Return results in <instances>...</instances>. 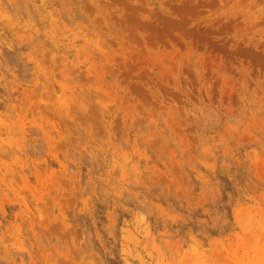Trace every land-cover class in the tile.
Listing matches in <instances>:
<instances>
[{"label":"rangeland","instance_id":"1","mask_svg":"<svg viewBox=\"0 0 264 264\" xmlns=\"http://www.w3.org/2000/svg\"><path fill=\"white\" fill-rule=\"evenodd\" d=\"M0 264H264V0H0Z\"/></svg>","mask_w":264,"mask_h":264},{"label":"clouds","instance_id":"2","mask_svg":"<svg viewBox=\"0 0 264 264\" xmlns=\"http://www.w3.org/2000/svg\"><path fill=\"white\" fill-rule=\"evenodd\" d=\"M198 0H192V3H197ZM167 123V120H164ZM209 159H213V164L216 163L214 154L204 153ZM201 163L204 161L201 160ZM213 164H207L209 169L213 168ZM109 181L104 185L105 190L109 193H118L120 196L125 197L128 200H137L141 203L144 201L141 199L148 191V185L151 183V176L147 175L143 170H138L135 163L124 161L120 158L119 154L113 157L112 161L108 162ZM117 169L121 170V174L118 177H112L110 174ZM170 191V189H169ZM194 208L189 206V213L193 212Z\"/></svg>","mask_w":264,"mask_h":264}]
</instances>
